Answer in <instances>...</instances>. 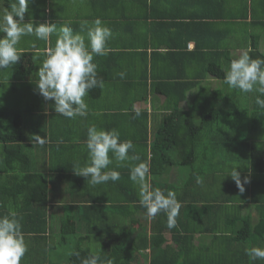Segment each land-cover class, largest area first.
Returning <instances> with one entry per match:
<instances>
[{
    "label": "crops",
    "instance_id": "crops-1",
    "mask_svg": "<svg viewBox=\"0 0 264 264\" xmlns=\"http://www.w3.org/2000/svg\"><path fill=\"white\" fill-rule=\"evenodd\" d=\"M10 2L11 0H2L0 9L10 7ZM97 18L112 30V37L108 41L111 51L106 56L94 57L99 76L104 80V88L102 90L95 87L97 93L85 97L89 106L87 116L65 118L56 113L54 101L45 100L39 94L36 81L43 56L36 58L37 68L35 67L30 74H25L29 56L21 57L13 66L0 69L2 72L0 90L10 83L12 91L15 92V99H20V104L29 102L23 109V123L27 134H31L27 149L33 159L38 160L39 167L38 170L35 169L40 171V168H43L42 173L47 175L48 187L54 186L57 192L61 191L59 197L72 192L75 188L102 191L109 189L110 181L93 187L88 177L77 175L73 168L83 167L89 161L86 148L89 126L96 125L98 128L108 130L115 128L120 132L121 141L136 137L137 144L134 149L129 150V154L141 155L142 149L148 150L150 160L153 155L154 132L165 117L177 111V105L189 112L195 104L197 106L200 103H207L202 99L208 94L213 95L217 89H224L223 96H227V93L230 98L238 96L224 83V76L219 75L218 67L223 71L226 70L229 67V61L226 60L237 58L242 51L249 48L253 50L255 46H258L260 52L264 54V0H30L28 12L25 13V22L31 21L36 25L55 23L59 28L71 21L74 32H80L81 21L91 22ZM259 20L261 21L258 22ZM81 34L86 36V30ZM2 35L0 33V36ZM56 39L55 34L50 37L49 42L39 40L34 35L25 36L18 47L23 49V52L27 48L34 49L37 57L38 50L53 47ZM120 72L126 75L121 78L118 75ZM185 72L189 80L198 81L200 84H191L183 97L182 90H174L166 84L173 80L170 76ZM0 105L6 107L8 103L4 102ZM137 109L140 111L139 116L135 113ZM146 129L147 139L144 141L141 137L144 136ZM35 135L46 137L43 146L34 142ZM1 149L2 145H0ZM229 157L227 158L229 161L223 159L224 162L220 164L221 173H227L225 171L232 170L234 166H238L237 171L241 176L242 173L249 172L245 170L243 163L238 165L241 162L240 158L234 160V157ZM134 162L131 163L135 164ZM148 163L150 183L153 188L168 181L175 185L180 184L184 180L181 177L187 174L181 173L177 166H171L169 169L162 162L158 163L155 171H152L154 169L151 161ZM7 169L8 172H0L2 188L0 216L7 215L11 209L22 218V231L28 243V251L22 258L21 264L31 263L26 260L34 255V250L43 253L47 259H44V264H49L50 260L54 263L60 262L58 264H67L71 246L59 243L55 239L54 247L49 245L51 248H48L44 240H33L35 236L28 231L26 223L30 222L32 217L29 211L35 207L32 202L27 204L28 195L25 194L27 189L23 191L20 189L22 171L16 169L15 172H11L9 166ZM109 169H115L120 174L124 171L130 177V168H117L114 158ZM14 174L18 182L12 179ZM13 187L20 190L17 192L21 196L16 199L7 196ZM210 187L216 190V184L211 183ZM208 189L209 187L205 188L207 191ZM232 189L237 188L235 186ZM231 190L229 189V193ZM255 192L257 195L264 194V184H258ZM83 197L86 198V192ZM230 198L229 195L228 199ZM228 199L210 211L208 218L201 223L203 228L211 230L218 227V230L231 232L235 229L234 225L240 224L242 216L247 214L253 216L254 224L259 222L260 216L254 204L241 202L233 207ZM65 201L68 207L65 208L64 205L57 207V213L53 215L55 228L59 225L57 219L62 220L64 213L81 215L80 206L83 208L87 205V202H83L82 205L80 203L72 205L70 201ZM193 209L195 210H192L190 217L185 216L184 212L179 213L178 231L174 228H165L161 234L162 249L175 244L177 249L182 248L181 253H184L189 264H196L200 262V258L205 256L210 258L214 255L218 264H225L223 256L229 251L231 244L227 243V240L224 241V238L216 239L213 233H193L191 231L193 227L199 226L195 220L199 211L197 208L193 207ZM145 212L142 209V213L133 214L138 221L133 227L139 229L140 218L145 216ZM147 222L143 220V224L145 223L151 231L152 219ZM228 235L223 234V236ZM187 236L193 238L189 239ZM132 240L133 238L127 241L126 247H133ZM175 242H178V245ZM155 248L149 245L146 250L149 256H146L147 258L141 256V261L139 259L137 263L150 264L149 258L152 252L157 255ZM160 253L162 251L158 250V254Z\"/></svg>",
    "mask_w": 264,
    "mask_h": 264
},
{
    "label": "trees",
    "instance_id": "trees-1",
    "mask_svg": "<svg viewBox=\"0 0 264 264\" xmlns=\"http://www.w3.org/2000/svg\"><path fill=\"white\" fill-rule=\"evenodd\" d=\"M254 12L256 13V7H254ZM23 56L30 58L27 60L28 68L25 71V74H30L36 67L35 50L27 48L22 53L21 57ZM250 56L253 59L264 58V54L260 52L258 46L253 48ZM226 61H229L230 66L231 60ZM218 70L219 75L225 76L221 67H218ZM170 77L173 80H170L166 85L171 86L174 90H182L183 97L191 84H200L198 81L189 80L186 72ZM233 91L238 96L230 98L228 93V97L223 96L224 89H217L213 95L208 94L210 96L206 95L207 97L202 99H205L207 103H200L197 105L198 107L195 104L189 112L177 105V111L165 117L154 132L152 158L149 160L148 150L142 149L141 155H138L140 160L134 163L151 161V166L154 169L152 171H155L158 163L162 162L169 169L171 166H177L181 173L186 172L187 174L181 177L184 180L180 184L175 185L168 181L166 184H157L156 187L164 191H175L177 199L182 205L180 213H186L185 216L190 217L192 210H195L193 207L198 209V217L195 220L199 226L193 227L191 231L193 233H213L216 239L227 240V243L231 245L229 251H226L223 256L225 264H264V260L261 259L250 261L245 252L246 248L252 246L264 247V194L257 195L255 192L258 184H264V145L261 146V143L255 145L250 139L251 133H253L252 137L256 138V131L264 127V108L256 104L259 93H243L239 89L236 91L233 89ZM91 93L95 95L96 89H91L89 95ZM26 103L29 102L25 101L20 104V99H18L13 105L6 107L0 105V145H2L0 172H8V166L11 172H15L16 169L22 171L20 189L21 191L27 189L25 192L28 195L26 197L27 204L32 202L35 207L29 211L32 217L30 222L26 223L28 231L35 236L33 240H44L46 247L51 248L54 247L56 244L54 240L57 239L59 243L71 246L69 254L79 251L80 258L87 256L90 252H95L92 247L94 243L96 251L111 258L113 264H140L137 262L141 256L145 258L149 256L146 250L150 245L153 249L156 247L157 251V255L152 252L149 258L150 264H189L184 253H181L182 248L177 249L175 244L162 249L161 234L167 227L165 213H158L152 218L151 231L145 223L143 224V220L146 222L149 220L146 216L140 218V230L133 227V224L138 223L133 214L142 213L144 208L139 203L138 186L130 180L129 175L124 171L120 174L119 180L108 183V190L75 188L72 192L59 197L58 194L61 191L57 192L54 186L48 187L47 175L42 173L43 168L37 171L38 160L33 159L31 152L27 149L31 134H27L23 123V109L26 108ZM250 105L252 106L251 111L254 113L251 118V127L248 126L249 115L245 116ZM199 107L200 109L197 111ZM246 128L254 131L244 137ZM133 138L135 140L129 139L133 141L135 147L138 139ZM141 138L144 141L147 139V129L144 130V136ZM144 147L146 148V144ZM229 156L234 157V160L240 158L241 162L238 165L243 163L245 170L249 171L247 174L242 173L241 176L242 180L245 176L250 179V182L245 184L243 193L239 192L231 175H227L231 169L225 171L227 173H221L222 171L219 170L220 164L224 162L223 159L229 161L227 159L230 158ZM18 164L20 166L16 167ZM12 179L14 181L18 179L16 174L12 176ZM198 180L203 183H198ZM211 183L216 184L215 191L211 189ZM229 183L230 186H228ZM235 186L237 189H232ZM206 187H209L208 191L205 190ZM229 189H232L230 193ZM1 190L0 187V192ZM17 191L20 190L13 187L7 196L16 199L21 196ZM85 192L87 199L83 197ZM106 192L108 193L105 195ZM229 195L230 200L228 199ZM64 199L70 201L72 205L77 203L82 205L83 202H87V205L83 208L80 206L81 215L64 213L62 220L57 219L59 225L55 228L53 215L57 213L56 208L63 205L65 208L68 207ZM227 199L231 201L232 206L239 205L241 202L254 204L260 216L259 222L254 224L253 216L247 214L242 216L240 224L234 225L235 229L232 232L218 230V227L211 230L203 228L201 223L208 218L210 211L225 203ZM144 210L146 211V209ZM174 229L178 231V226ZM222 232L229 235L223 236ZM131 238H133V247L128 248L126 243ZM187 238L192 239L193 236H187ZM175 243L178 245V242ZM158 250L162 253L158 254ZM215 257V255L211 256L210 258H213L211 260L205 256L200 258V262L196 264H218ZM80 258L75 254L70 255L67 264H80ZM44 259L42 252L34 250V255L26 261H30L29 264H44ZM58 263L50 260L49 264Z\"/></svg>",
    "mask_w": 264,
    "mask_h": 264
},
{
    "label": "clouds",
    "instance_id": "clouds-1",
    "mask_svg": "<svg viewBox=\"0 0 264 264\" xmlns=\"http://www.w3.org/2000/svg\"><path fill=\"white\" fill-rule=\"evenodd\" d=\"M29 2L11 0L10 7L0 9V33L3 34L0 36V69L13 66L20 60L23 49L18 45L23 37L34 35L39 40L49 42L55 34L57 39L53 47L37 51V58L44 57L37 72L39 94L45 100L54 101L57 114L69 119L85 117L89 111L85 97L95 87L104 88V80L99 76L94 57L109 54L111 49L108 41L112 37V30L100 18L91 22L81 21L80 32H74L71 21L59 28L55 23L36 25L31 21L25 22ZM85 30L86 36L81 34ZM251 52L249 48L237 58L231 59L230 66L224 70V83L243 93H259L256 104L264 108V98H261L264 96V58L253 59ZM118 75L123 78L126 73L120 72ZM135 113L136 116L140 115L138 109ZM33 140L43 146L46 137L35 135ZM86 148L89 161L83 167H73L77 175L88 177L93 187L109 181L115 182L119 180L120 172L109 169L114 158L117 168H130V180L138 186L139 203L146 209V218L152 219L162 212L167 216L169 229L177 226L182 205L176 192L153 188L148 162L131 163L140 160L138 155L129 154V150L134 149L132 140L121 141L120 132L115 128L108 130L91 125L87 130ZM237 168L234 166L227 175H231L239 192L243 193L250 179L245 176L242 180ZM198 183L202 184L203 181L198 180ZM21 219L11 209L7 215L0 216V264H21L28 251ZM245 252L250 261L264 260V247L252 246L246 248ZM73 254L80 258L79 251L70 253ZM80 264H113V260L101 252H90L80 258Z\"/></svg>",
    "mask_w": 264,
    "mask_h": 264
},
{
    "label": "rangeland",
    "instance_id": "rangeland-1",
    "mask_svg": "<svg viewBox=\"0 0 264 264\" xmlns=\"http://www.w3.org/2000/svg\"><path fill=\"white\" fill-rule=\"evenodd\" d=\"M3 74H4V72H3ZM0 75H2V72H0ZM12 89L13 88H11V84L9 83V84H6V86L2 90H0V103L4 104V102H7L8 105H13L17 101V99H15V96H14L15 92L12 91ZM251 108H252V106L250 105L249 108H247V112L245 113V116L249 115L248 121H250V123H248V126H250V127H251V118L254 114V113H252ZM227 126H229V125H227ZM253 131L254 130H252L250 128H246L244 137H246L248 135V133H251ZM252 135H253V133L250 134V136H251L250 139H251L252 143L254 142L255 145H258L259 143H261V146L264 145V127L262 129L256 131V135H255L256 138L252 137ZM258 137H260V138H258ZM94 245L95 244L93 243L92 244L93 250L95 252H100V251H96V248H95L96 246H94Z\"/></svg>",
    "mask_w": 264,
    "mask_h": 264
}]
</instances>
